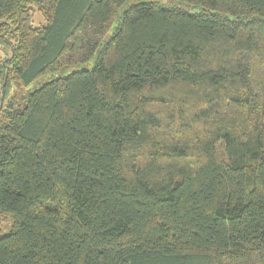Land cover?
<instances>
[{
  "label": "trees",
  "instance_id": "16d2710c",
  "mask_svg": "<svg viewBox=\"0 0 264 264\" xmlns=\"http://www.w3.org/2000/svg\"><path fill=\"white\" fill-rule=\"evenodd\" d=\"M0 215V264H264V0H0Z\"/></svg>",
  "mask_w": 264,
  "mask_h": 264
},
{
  "label": "rangeland",
  "instance_id": "374dc122",
  "mask_svg": "<svg viewBox=\"0 0 264 264\" xmlns=\"http://www.w3.org/2000/svg\"><path fill=\"white\" fill-rule=\"evenodd\" d=\"M41 18L37 16V22H40ZM10 222L6 221L2 215H0V226H1V235L6 233L8 231V228L10 226Z\"/></svg>",
  "mask_w": 264,
  "mask_h": 264
}]
</instances>
